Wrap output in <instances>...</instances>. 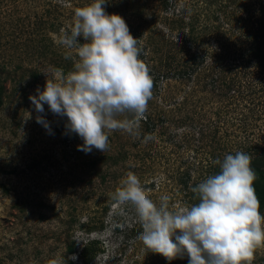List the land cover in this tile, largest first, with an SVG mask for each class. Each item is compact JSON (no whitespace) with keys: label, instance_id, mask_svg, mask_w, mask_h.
<instances>
[{"label":"rangeland","instance_id":"374dc122","mask_svg":"<svg viewBox=\"0 0 264 264\" xmlns=\"http://www.w3.org/2000/svg\"><path fill=\"white\" fill-rule=\"evenodd\" d=\"M91 2L0 0V264H85L79 251L71 254L69 247L82 250L91 240H99L101 250L87 258L89 264H182L179 258L169 262L147 250L137 239L141 226L111 210L110 194L123 190L133 175L154 202L167 194L178 210L186 206L182 198L198 203L187 198L181 179L190 176L188 187H195L218 172L214 156L223 159L237 151L252 156L251 146L264 148V69L259 62L229 71L224 59L215 63L214 58L195 69L199 63L191 55L169 44L179 42L185 26V33L204 30L210 35L208 43H197L195 52L206 54L221 40L230 51L236 47L242 53L264 19V0H170L167 9L161 0H108L107 13L123 17L146 47L147 53L140 49V59L150 69L167 73L161 65L172 54L176 64L187 61L186 70L196 71L184 82L163 80L154 92L152 131L143 124L142 135L156 143L148 146L116 130L108 133L113 141L107 151H79L83 141L67 133V118L54 115L47 105L44 113H37L29 97L37 87L43 90L45 71L73 70L75 51L55 41L61 29H68L75 10ZM221 6L220 16L228 25L219 34L221 22L212 18ZM42 39L46 56H41ZM258 52L264 54V44ZM38 115L49 122L51 134L36 122ZM73 255L78 259L72 261ZM252 264H264V246Z\"/></svg>","mask_w":264,"mask_h":264},{"label":"clouds","instance_id":"9594fccd","mask_svg":"<svg viewBox=\"0 0 264 264\" xmlns=\"http://www.w3.org/2000/svg\"><path fill=\"white\" fill-rule=\"evenodd\" d=\"M107 3L92 0L75 10L68 29H61L55 41L75 51L73 70L45 71L43 90L37 87L29 97L37 113H44L47 105L54 115L66 117L67 133L79 136L83 143L78 150L86 154L107 151L108 133L116 130L148 146L156 143L142 135L155 86L139 58L140 39L123 17L107 13ZM36 122L51 134L43 115ZM213 163L219 171L190 186L198 200L190 207L175 209L167 194L154 202L139 179L129 175L123 190L110 194L111 210L121 218L131 216L142 228L137 239L169 262L187 257L188 264H252L264 246V213L255 194L252 157L237 151Z\"/></svg>","mask_w":264,"mask_h":264},{"label":"trees","instance_id":"16d2710c","mask_svg":"<svg viewBox=\"0 0 264 264\" xmlns=\"http://www.w3.org/2000/svg\"><path fill=\"white\" fill-rule=\"evenodd\" d=\"M161 1H162V4H164L163 7H165L167 9L169 7V1L170 0H161ZM186 10L187 9L185 7L184 12H186ZM262 11H263L262 13L264 14L263 8H262ZM221 12H223L222 6H221L220 10L215 11L213 13V15L216 19L213 17L212 21H214V22L219 21V22H221L222 26L228 25V23L225 22L224 17L220 16ZM180 14L181 13H179V15ZM235 14H237V13L235 12ZM194 16H196L197 20L199 21V15H194ZM193 19H194V17H193ZM18 23H19V21H18ZM10 24H12V23H10ZM221 25H219V26L217 25L219 34H221L222 29H224V26L222 27ZM4 26H6V25H4ZM211 28H212L211 25L207 24L206 29L208 31H210ZM182 30H183V33L181 34L179 42L177 43L176 41H171V42L169 41V44L172 43L171 45L174 47L178 45L179 46V52H185V53L191 55L192 60L195 63L196 62L199 63V64L196 63L197 67L195 69L200 68V66L205 64L207 62V60L210 62L211 59H214V58H216L215 61L217 60V62H215V63H220L222 61V59H224V63L227 64V65H225V68H227L225 70H229V71H233L235 68H237L236 70H239L242 68H248L253 64V60H257V62H259L258 64H259L260 68L264 69V54H261L258 52L259 48H261V46L264 44V19L260 20V28L257 31V34H256L254 41L250 42L249 44H246L242 53L240 52L241 49L237 50L236 47L234 50L230 51L231 46L229 47L226 43L221 44L220 43L221 40H219L217 42V44L219 46L218 48L213 49L211 51H207L208 49H206V54L203 53L202 51H200L199 49L196 50L198 52H195V48H196L197 43L198 42H200L202 44L208 43L210 41V35L205 33L204 30L202 32H197L198 34H196L195 30H192L189 33H185V31H186L185 26L182 27ZM134 32L135 31L131 32V34L133 35L134 38L137 39L138 36L136 34H134ZM41 42H43L41 44L43 46L41 56H43V55L46 56V53H45L46 49L45 48L47 47V43H45V41L43 39ZM244 42H245V40H244ZM190 45H192V47H189ZM241 46H244V45H241ZM139 47H140L142 52H144V53L146 52L145 51L146 47L141 46L140 41H139ZM142 49H144V50H142ZM222 50L224 53L221 52ZM224 54L226 56L225 58L223 57ZM140 57L144 58L143 53L141 54ZM230 58H232V60ZM170 59L171 60L167 59L168 63L165 61V63L163 65H161V67L165 66L166 68H168L167 73H163V72L156 70V67H154V66H151V69H152L151 70L149 68V66L147 65V67L149 68V71H150V75L152 77L153 84L155 86V91L157 89H159L161 85H163V83H162L163 80H173L174 79L175 81L178 80L179 82H184L185 80L191 79L192 75L196 71L195 69H193V71H189V69L186 70L184 65L187 63V61L184 62V65H182L181 63L176 64L177 61H173V60H176V58L172 54H171ZM171 61H173V63H175V65L172 64ZM173 68L176 71H172ZM211 68H214V67H211ZM159 69H161V68H159ZM215 83H216L215 80H213L211 82L212 85H214ZM251 86H252V84H251ZM215 90H217V89H215ZM2 92H3V87L0 88V106L3 105V98H2L3 93ZM251 93H254V92H251ZM143 124H145L147 126V130L149 132L152 131L151 117H148V119L146 121H144ZM112 141L113 140L108 137V143L111 144ZM248 151L250 153L253 152L252 153L253 155L251 157H252V167L256 173V179L254 181L255 194L257 195V197L260 201V204H261L260 211L263 213L264 212V148L258 149L254 145V146H251ZM214 160H216L215 156H214ZM210 164H213V163H210ZM94 165H96V162L94 163ZM216 167H217V171H219L218 166H216ZM187 177H188V179H186V180L184 178L181 179V183L184 184L183 191H184V193L186 192L187 196H189L187 198L192 199V197H193V200L197 201L196 194H194L193 192H189L190 187H188V182L190 181L191 178H190V176H187ZM101 180H102L101 181L102 183L106 184L107 177L105 175H102ZM180 201L186 203L185 205L189 206V207L191 205H193V203H191L188 199L186 200V198H182ZM109 209H110V205L107 207L106 212H108ZM100 245L101 244H100L99 240H91L89 243H86V245L83 246L82 250L81 249L77 250L75 245L70 246L69 252L71 254L72 253L76 254L79 251V255H80V258L82 259V261L84 260L83 262H85V264H89L90 261H88L87 258H90L89 256L95 255V252L98 249L101 250ZM181 262H182V264H188L187 257L181 259Z\"/></svg>","mask_w":264,"mask_h":264}]
</instances>
